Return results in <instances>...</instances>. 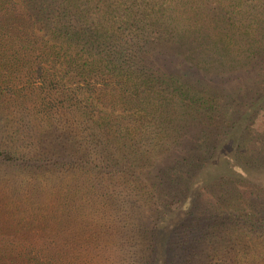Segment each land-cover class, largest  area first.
Instances as JSON below:
<instances>
[{
  "label": "trees",
  "instance_id": "1",
  "mask_svg": "<svg viewBox=\"0 0 264 264\" xmlns=\"http://www.w3.org/2000/svg\"><path fill=\"white\" fill-rule=\"evenodd\" d=\"M218 159L240 172L218 179L240 181L227 219L264 237L244 191L264 171V0H0V165L54 176L0 185V264H264L248 244L196 261L192 232L158 246Z\"/></svg>",
  "mask_w": 264,
  "mask_h": 264
},
{
  "label": "rangeland",
  "instance_id": "2",
  "mask_svg": "<svg viewBox=\"0 0 264 264\" xmlns=\"http://www.w3.org/2000/svg\"><path fill=\"white\" fill-rule=\"evenodd\" d=\"M174 113V118L180 116L179 118H181V120L188 119L185 116H181L180 114L182 113L179 110H176ZM195 132L196 130L190 127V130H186L185 133L193 134ZM237 170L234 162L229 163L220 159L217 161H210L204 166L198 174L200 176L197 175L198 177L192 184L194 186L192 192L195 193L192 200L193 205L190 206V203L186 205L184 202L178 204L177 208L171 209L170 212L158 223L160 231L171 228V235H173L171 238L165 236L158 238L157 240L161 241L158 246L164 247L165 243H169L172 239H174V242L178 245L177 241L182 242L187 236L190 240L191 235L188 234L192 232V237L195 236L197 238V240H194L191 243L193 246L191 252L195 253L196 261L203 260V256L200 255L201 252L204 254L215 253L216 256L213 258L218 259V255H221L224 251L228 250V248H232L233 250L237 247L239 248L242 244H248L251 247L260 249V251H264V237H261L260 239L252 238L251 240L245 239L243 242L239 239L241 231L244 230L243 226H241L242 224L235 220L227 219L228 212H223L225 209L224 206L236 202L234 199L236 197L234 196L235 192L238 190L240 191L241 189L239 186L240 181L230 180V184L225 185L221 184L218 179L222 176L228 175L234 177V172L238 174L240 173L238 172L239 170ZM142 171L151 174L150 171H153V167L147 165ZM249 175L250 179L255 181V183L250 181L248 189L244 191H254V193L251 192L249 194V197L254 198L250 199V203L260 216H264V193H261L258 197L255 195L258 188H253V186L264 188V171L256 169L255 172L251 171ZM48 178H54V176L47 173L41 175L22 174L16 168L7 165H0V185H4L6 189H11L12 186L10 182L15 184L14 187L16 189H20V184L26 185L29 183L28 181H43ZM69 179L70 178L64 177L61 184L69 183ZM237 203H239V201H237ZM20 209H23V211L26 210L22 207L19 208V211H8L14 212V214L17 212L21 216L22 213L20 212ZM140 212V223L146 225L151 219V214L142 213V211ZM224 218H226V220H224ZM125 222L130 224L129 219H126ZM189 253L190 251H186L181 255H177V257H184ZM174 262H177L176 259H174L171 264H175Z\"/></svg>",
  "mask_w": 264,
  "mask_h": 264
}]
</instances>
